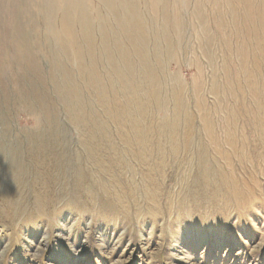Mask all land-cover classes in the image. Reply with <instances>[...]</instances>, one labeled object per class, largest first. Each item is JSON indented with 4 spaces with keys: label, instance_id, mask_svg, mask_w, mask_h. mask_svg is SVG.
Here are the masks:
<instances>
[{
    "label": "rangeland",
    "instance_id": "rangeland-1",
    "mask_svg": "<svg viewBox=\"0 0 264 264\" xmlns=\"http://www.w3.org/2000/svg\"><path fill=\"white\" fill-rule=\"evenodd\" d=\"M83 2L0 0V264H264V0Z\"/></svg>",
    "mask_w": 264,
    "mask_h": 264
},
{
    "label": "bare ground",
    "instance_id": "bare-ground-1",
    "mask_svg": "<svg viewBox=\"0 0 264 264\" xmlns=\"http://www.w3.org/2000/svg\"><path fill=\"white\" fill-rule=\"evenodd\" d=\"M83 1L84 0H40V2H43L42 4L43 13H44L45 18L47 19V23H48L47 28H48L49 34L53 36L52 39L54 38V39H59L61 41H65V43L67 42L68 44H71L69 45L71 47L72 43L74 44L78 40L77 35H76L77 33L76 29L72 25L73 22H77V25L79 26L78 27L79 32L83 35L84 39H86V42H90V41L93 42L95 40V38L91 36L92 34L91 27L93 28L92 26L93 24H92V21H90L87 17V11H86L87 6H86V3ZM98 1L102 3L106 8H108L111 11L113 10L114 12V6L111 4L113 0H98ZM119 3H120L119 7L122 6V8L124 9L129 8L130 10L132 8V5L130 4V0H119ZM127 10L122 11L123 14L124 12L126 13ZM59 13L62 15V22H61L62 28L61 26H57L56 24H53L54 15L59 14ZM115 15L117 17V22H118L117 25L119 26V28L122 29V26L124 25V23L121 20V18L118 17L117 13ZM129 22L132 23V21H129ZM127 24L129 25V23ZM99 25L101 26V24ZM102 37H104V34L102 35ZM102 37L100 40L105 39ZM88 44L93 45L94 42L88 43ZM61 48H62L61 49L62 54L64 53V56H71L72 52L68 50L65 46L64 48L63 46ZM71 50H73V48H71Z\"/></svg>",
    "mask_w": 264,
    "mask_h": 264
}]
</instances>
